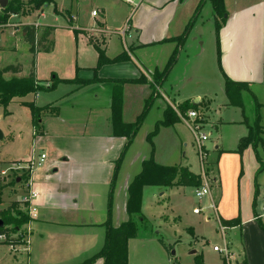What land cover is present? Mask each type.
Segmentation results:
<instances>
[{
	"label": "crops",
	"instance_id": "0c3cea01",
	"mask_svg": "<svg viewBox=\"0 0 264 264\" xmlns=\"http://www.w3.org/2000/svg\"><path fill=\"white\" fill-rule=\"evenodd\" d=\"M114 1L132 8L130 12L120 8L124 20L119 26L110 19ZM100 2L103 3L102 20H97L100 10L93 9L98 11L97 16L91 13L95 23L76 26L82 54L78 38L76 56H53L59 44L64 41L66 47L72 35L70 32L67 38L59 36L55 26H47L54 28L49 36L53 45L50 51L36 54L34 71L37 82L48 89L16 99L7 107L16 103L29 113L30 125L20 126L17 135H13L15 128L9 125L13 143L26 139L29 145L19 157L6 161L9 164L1 170V175H6L14 164L28 165L30 159L38 160L41 154L46 157L30 171L27 181L22 176L16 177L20 199L5 203L0 198L3 205L0 212L13 202H19L22 211L29 190L32 188L37 194L33 199L37 217L28 223L31 229L28 247L7 245L8 252L15 253L0 260V264H85L104 248L109 218L114 227L130 218L129 187L146 161L154 158L157 165H182L200 174L193 170L191 132L182 120L162 125L152 141L149 140L156 125L164 121L167 108L180 110L197 98L199 109L206 114L219 91L224 94L225 104L231 105L225 93L226 75L250 85L264 83V0H223L225 12L222 15L217 13L212 0H135L136 7L125 0ZM128 21L130 30L123 33L122 28ZM190 22L187 36L180 41ZM218 26L221 66L217 52ZM20 38L23 39L22 34ZM27 46L29 51L28 43ZM96 46L110 59L125 57L96 69L99 61ZM29 54L31 64L27 71L21 62H16L13 64L20 63L22 70L18 74L6 73L5 77L29 76L33 62L30 51ZM174 57V64L167 70ZM59 62L62 66H58ZM80 81L85 83L80 84ZM25 102L45 108L38 128ZM143 113L141 124L132 131L128 126L136 124ZM12 116L13 112L9 111L8 117ZM233 123L244 125L245 135L248 134L244 116L242 121ZM224 124L227 123L222 126ZM215 129L219 130L220 126ZM245 135L237 137L234 148L223 147L220 138L213 145L214 157L209 162L215 163V175L208 202H213L217 209H213V216L206 215L205 220L211 222L214 217L219 226L222 219L238 218L240 223L229 226L228 231L237 259L240 264H264V211H259L257 203L253 209V202L248 200L242 207L244 176L241 178V175L248 148L242 154L237 148ZM129 137L132 142L125 149ZM0 163L3 162L0 160ZM178 187L188 188L144 185L141 209L148 222L153 221L150 207L154 204L156 207L158 198ZM160 202L158 200L159 205ZM27 203L28 207L30 203ZM174 210L172 208L173 213ZM148 239L139 232L128 241L129 248L135 242L143 246L151 244ZM204 241L199 242V247L211 244L207 239ZM218 241L220 237L215 236L208 255L204 250L191 253L200 254L204 264L220 263V255L213 250ZM93 264L105 262L97 258Z\"/></svg>",
	"mask_w": 264,
	"mask_h": 264
},
{
	"label": "rangeland",
	"instance_id": "374dc122",
	"mask_svg": "<svg viewBox=\"0 0 264 264\" xmlns=\"http://www.w3.org/2000/svg\"><path fill=\"white\" fill-rule=\"evenodd\" d=\"M25 2V6L18 11V18L11 19L10 16L7 20L12 23L22 21L17 30H14V35H12V29L4 28L0 35V69L4 65L13 64L16 62H21L24 65L25 71H27L31 64V56L28 51L27 43L21 39V26L23 24H29L33 21H38L41 25L37 29V35L40 36L47 26H55L57 31H59V36L66 35L71 32L72 37L67 40L66 47L65 42L60 43L57 50L54 52L53 56L58 57V55H66L70 57L71 54L76 56L78 38H76L75 30L76 26H88L95 23V19L91 16V11L93 9L100 10V15L97 20H102L101 7L103 3L100 0H56V3H52L48 8L45 7L42 17L38 18V14L43 11L44 8L34 9L31 4H27L29 0H22ZM113 2V1H110ZM124 3V2H123ZM114 1V5L110 8V19L118 26L123 22V14H120V8L123 7V11H131L127 4H123ZM13 4V0H8L7 5ZM58 4V5H56ZM8 7V6H7ZM119 10V12L117 11ZM60 11H63L61 14ZM4 8L0 5V15L3 14ZM11 15V14H10ZM28 15H31L28 17ZM74 17V19L72 18ZM10 18V19H9ZM76 19V20H75ZM1 21L0 23H2ZM7 21H4L5 23ZM97 22V21H96ZM64 27V28H63ZM67 28V29H66ZM71 28V29H70ZM8 29V30H7ZM70 29V30H69ZM97 29H101L97 27ZM101 31V30H99ZM16 47V50L14 49ZM79 52L82 54V42L79 39ZM61 61V60H60ZM58 66H62L59 62ZM65 67V65H64ZM58 76V75H57ZM41 77V76H40ZM46 77V76H45ZM42 77V78H45ZM7 79H12L9 75ZM255 96L256 101L264 104V83L261 84H251L250 92L244 91L242 94V103L246 107V114L249 118L254 115L255 101L253 99ZM211 109L207 111L204 119L203 128L205 133L209 135L210 140L207 142V149L209 150V159L206 161V166L204 173H206L207 178L212 181L214 178V162H209L214 157L213 145L219 140V143L223 144V147L234 148L237 146V137L245 135L246 127L240 123L243 119L242 109L238 106L227 105L224 99V94L219 91L218 97H213ZM228 102V100H227ZM8 112L12 111L13 116L9 118L6 114V109L4 106L0 105V129L4 131L5 137L0 141V172L4 169L8 160L21 155V152L25 150L29 143L27 140L16 141L13 143L10 133L12 131L11 127L15 128L13 135H17V130L20 126L30 125L28 119L30 115L26 112V109L19 108L16 103L12 104L11 107L7 108ZM46 109H50L46 107ZM52 109V108H51ZM260 117L262 122L264 121V106L260 111ZM13 120V121H11ZM225 121V122H223ZM222 123H227L222 126ZM185 124V123H184ZM220 126V129H215V126ZM263 130H264V124ZM222 126V127H221ZM242 134V135H241ZM192 150L191 160L193 165V170L199 172L202 176V184L204 182L203 175L201 173L200 158L197 154V149L195 145H192L193 138L190 134ZM191 148V149H192ZM246 157L244 159V166L241 178V189H242V207L246 200L253 204L256 209L255 203L259 208V211H264V138L263 142L258 144L254 149L253 147L247 149ZM19 157V156H18ZM22 165L21 169H18ZM14 164L13 167L2 176L0 173V198L2 201L7 203L9 200L20 199L19 194V184H16V177L24 178L26 181L30 173V169L27 164ZM263 167L262 169H260ZM245 174V175H244ZM22 176V177H21ZM7 178L6 183L5 178ZM4 184H6L4 186ZM1 186H4L1 188ZM192 187L188 188H177L172 189V192L163 198H158L153 207H150L151 217L153 221L148 222L147 219L144 222H140V236L149 237L148 242L151 244L144 245L133 244L129 248L128 261L131 264H196L202 262L200 259V253L203 250L206 255L211 251V246L213 244L215 236H220L218 225L213 217L211 222L205 220L206 215H212L213 209H217L215 204L208 202V196L199 198L196 195V189ZM247 198V199H246ZM158 200H161L160 205ZM162 200L164 202H162ZM3 202V203H4ZM163 203V205L161 204ZM3 206V205H0ZM3 209V207H0ZM172 208L175 209L173 213ZM244 208V207H243ZM166 213V214H165ZM163 214V217L161 216ZM213 216V215H212ZM162 217V218H161ZM161 220V221H160ZM161 225V226H159ZM8 225H6L7 227ZM21 230V229H20ZM159 232V233H158ZM20 236V231L17 232ZM22 235L27 233L26 228H22ZM4 234H7L4 233ZM13 234V233H11ZM153 235V236H149ZM26 236L18 237L15 239V245L21 243L25 244ZM203 237V239H202ZM228 239H230L229 232L227 233ZM198 239V240H197ZM209 240L210 245H205L199 247V242H204V240ZM217 239V238H216ZM140 241V240H136ZM222 243L221 241H218ZM7 242H0V260H3L7 256H13L15 252H8ZM197 250L196 254L191 252ZM130 259V260H129ZM25 262V261H24Z\"/></svg>",
	"mask_w": 264,
	"mask_h": 264
},
{
	"label": "trees",
	"instance_id": "16d2710c",
	"mask_svg": "<svg viewBox=\"0 0 264 264\" xmlns=\"http://www.w3.org/2000/svg\"><path fill=\"white\" fill-rule=\"evenodd\" d=\"M216 11L218 14H224V2L223 0H212ZM52 3H56V0H29L27 4H31L34 9L45 8ZM25 2L22 0H13V4H9L8 7L4 8L3 14L0 15V22L7 21L10 14L17 13L24 6ZM202 7V4L198 7L197 12ZM191 28V22L186 28L185 32L180 37V41H182L186 36L188 31ZM220 26L216 29L217 34V52H218V61L221 66V57L222 53L220 52V34H219ZM54 28L47 27L43 30L40 36H37V29L31 25H23L21 28V34L23 39L29 44V51L33 56L32 67L29 72V76L27 77H14L12 79H7L5 77L6 73L18 74L22 70V65L19 64H10L0 69V105L4 106L6 109V114H8V105L20 98H24L30 94H37L39 91H43L48 89L45 85L39 84L37 81V76L35 73V63H36V54L41 51H50L52 47V42L49 40V36L52 34ZM76 34L79 32L75 30ZM99 55V61L96 69L105 63L117 62L121 61L125 56L116 57L110 59L104 53V51L96 46ZM175 57L168 65L167 70L174 64ZM77 81V79H74ZM56 81L57 80L56 77ZM61 81V80H60ZM98 81V79L96 80ZM79 82V80H78ZM85 82L80 81V84H84ZM54 86V85H53ZM51 86V88L53 87ZM225 93L228 97L229 103L234 106H238L242 109L244 121L248 125V134L245 135L239 142L237 151L242 154L245 149L248 147H253L254 149L258 146V144L263 142L262 135L264 134L262 120L260 117V111L264 104H261L256 101L255 96L253 99L255 101V109L254 115L252 118L246 114V107L242 103V94L244 91L250 92L251 85L247 82H239L234 81L229 78L227 75L225 76ZM25 106L31 109L33 115V124L38 128V121L42 116V112L45 108L36 107L33 102H25ZM199 109L200 104L196 105L193 103H189L188 106H181L180 111L184 114L189 109ZM144 113L141 114L136 124L129 125L128 127L133 131L137 129V127L141 124V120ZM181 121L180 116L176 111H174L171 107H168L165 113L164 121L158 123L155 127V130L149 134V140L157 134L159 128L162 125H170L175 124L176 122ZM129 142L126 145L125 149L132 142L129 137ZM152 141V140H151ZM122 157V156H121ZM122 158L116 163L115 168V178L116 174L119 170ZM261 167L260 169H262ZM28 180V179H27ZM146 184H151L155 186H163V187H177V186H188V187H200L202 185V176L201 174L192 173L187 167L182 165L177 166H163L157 165L154 161V158L146 161L144 163V168L139 176H137L134 181L131 183L129 187V198L127 203V209L130 214V218L122 223L118 227H114L109 221H107V235L104 248L93 256L90 260L86 261L85 264H93L97 258H103L105 264H129L128 261V253H129V244L128 241L131 238L136 237L139 234L141 226L140 222H144L146 219L145 215L142 213V200H143V187ZM112 199H110L111 206ZM19 202H13L8 208L0 212V221L2 225H0V234H4L7 232L8 236L11 233H16L20 230L24 224L30 222V215L27 212V205L22 211L19 209ZM221 222L226 224L227 226H235L240 223L239 219H230L224 220ZM6 225H8L6 227ZM264 229V226H263ZM8 244V243H7ZM19 244V243H18ZM196 264H204V262H198Z\"/></svg>",
	"mask_w": 264,
	"mask_h": 264
},
{
	"label": "built area",
	"instance_id": "2783aa9c",
	"mask_svg": "<svg viewBox=\"0 0 264 264\" xmlns=\"http://www.w3.org/2000/svg\"><path fill=\"white\" fill-rule=\"evenodd\" d=\"M126 2H128L130 5H132L133 7H136L137 5H135V0H125ZM93 16H97L98 15V11L97 10H93L92 12ZM31 15H28V17ZM43 15V11L41 13L38 14V18L42 17ZM10 18H18V13H13L10 15ZM9 18V19H10ZM21 20L18 22H10L9 20H7V22L5 23H0V35L2 33V29H12V35L15 34V32H13L14 30H17V28L20 26L21 24ZM23 25H31L33 27H36V29L39 28V26L41 25L38 21H33L29 24H23ZM22 25V26H23ZM21 26V28H22ZM7 29V30H8ZM130 30V22L128 21L125 26L122 28V32L125 33L126 31ZM38 34V33H37ZM38 36V35H37ZM176 112L178 113V115L180 116L182 122L185 123V125L189 128L192 138L194 139V145L197 149V154L200 158V167H201V173L203 175L204 178V182L200 187H197L196 190V195L199 198H203L204 196H208L211 194V183L212 181H210L207 178L206 173H204L205 170V166H206V161L209 159V151L207 149V142L210 140L209 135L207 133H205V129L203 128L204 125V119L206 114L200 110V109H189L187 110L184 114L181 113V111L175 107ZM46 157V154H41L40 158H38V160H35L34 158L30 159V161L28 162V168L30 170H32L33 168L37 167L38 165H41L44 161ZM22 166L18 167V169H21ZM29 195L26 197L25 201L29 202V206L27 207V212L30 215V221L32 219H34L35 217H37L36 215V209L35 207H33V199L37 196L36 191L34 189H30L29 190ZM218 230L220 233V240L222 243H217L213 245V250L218 253L222 259V261L220 263L217 264H240V261L237 259V256L235 255L234 251H233V245H232V241L230 239H228L227 237V233L230 230V227L227 226L226 224H223L222 222L218 223ZM27 229V233L25 235H22L21 231H20V236L19 234H10L8 236V234H0V241L4 242V243H8V245L15 246V239L18 237H23L26 236L24 241H25V246L28 247V244L30 242V232L31 229H29V224H25V227ZM21 244V243H19Z\"/></svg>",
	"mask_w": 264,
	"mask_h": 264
},
{
	"label": "water",
	"instance_id": "95a60500",
	"mask_svg": "<svg viewBox=\"0 0 264 264\" xmlns=\"http://www.w3.org/2000/svg\"><path fill=\"white\" fill-rule=\"evenodd\" d=\"M7 3H8V0H0V5L2 8H6L8 6ZM192 103L198 105L199 100L197 98H195V99H193ZM3 138H4V131H2V129H0V141L3 140ZM0 225H2L1 221H0Z\"/></svg>",
	"mask_w": 264,
	"mask_h": 264
}]
</instances>
